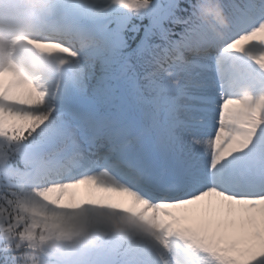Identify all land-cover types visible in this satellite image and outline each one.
I'll use <instances>...</instances> for the list:
<instances>
[{"label": "snow or ice", "instance_id": "1", "mask_svg": "<svg viewBox=\"0 0 264 264\" xmlns=\"http://www.w3.org/2000/svg\"><path fill=\"white\" fill-rule=\"evenodd\" d=\"M26 6L31 34L0 30V264H264V0Z\"/></svg>", "mask_w": 264, "mask_h": 264}, {"label": "clouds", "instance_id": "2", "mask_svg": "<svg viewBox=\"0 0 264 264\" xmlns=\"http://www.w3.org/2000/svg\"><path fill=\"white\" fill-rule=\"evenodd\" d=\"M215 17L221 23L225 22L224 17L220 11L215 12ZM60 242V236L56 231H42L38 233L34 239L29 241V247L31 251L29 256L37 255L47 249H53L58 246Z\"/></svg>", "mask_w": 264, "mask_h": 264}, {"label": "rangeland", "instance_id": "3", "mask_svg": "<svg viewBox=\"0 0 264 264\" xmlns=\"http://www.w3.org/2000/svg\"><path fill=\"white\" fill-rule=\"evenodd\" d=\"M21 2H22L21 0H17L16 9H18L20 11V14H23V16H28V17H25L24 19H19L22 22V24H23V27L20 28L21 30H23V32L20 30L16 34L17 35L31 34L29 32V24H28V22L32 19L33 13H26V14L23 13V11H22L23 8L20 7ZM8 9L10 10V8H8ZM6 29H8V31H7L8 34H3V33L2 34L4 35L5 39H11L13 37L12 35H14L13 33H15V32H12V31H15L16 27L14 26V27H11V28H6ZM9 29H11V31H9ZM18 29H19V27H18ZM121 198L122 199H126V197H121ZM174 211L180 212L181 210L176 209Z\"/></svg>", "mask_w": 264, "mask_h": 264}, {"label": "bare ground", "instance_id": "4", "mask_svg": "<svg viewBox=\"0 0 264 264\" xmlns=\"http://www.w3.org/2000/svg\"><path fill=\"white\" fill-rule=\"evenodd\" d=\"M1 1H2V0H1ZM11 2H12V1H11ZM11 5H12V6H15L13 2H12V4H11Z\"/></svg>", "mask_w": 264, "mask_h": 264}]
</instances>
